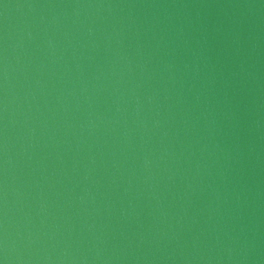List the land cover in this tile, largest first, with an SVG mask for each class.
I'll return each mask as SVG.
<instances>
[{
	"label": "water",
	"instance_id": "water-1",
	"mask_svg": "<svg viewBox=\"0 0 264 264\" xmlns=\"http://www.w3.org/2000/svg\"><path fill=\"white\" fill-rule=\"evenodd\" d=\"M2 264H264V0H0Z\"/></svg>",
	"mask_w": 264,
	"mask_h": 264
},
{
	"label": "snow or ice",
	"instance_id": "snow-or-ice-1",
	"mask_svg": "<svg viewBox=\"0 0 264 264\" xmlns=\"http://www.w3.org/2000/svg\"><path fill=\"white\" fill-rule=\"evenodd\" d=\"M0 264H2V262H0Z\"/></svg>",
	"mask_w": 264,
	"mask_h": 264
}]
</instances>
